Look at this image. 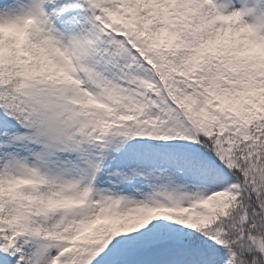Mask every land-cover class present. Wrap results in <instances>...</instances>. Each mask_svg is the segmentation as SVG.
I'll return each mask as SVG.
<instances>
[{"label":"snow or ice","instance_id":"1","mask_svg":"<svg viewBox=\"0 0 264 264\" xmlns=\"http://www.w3.org/2000/svg\"><path fill=\"white\" fill-rule=\"evenodd\" d=\"M0 264H264V0H0Z\"/></svg>","mask_w":264,"mask_h":264}]
</instances>
